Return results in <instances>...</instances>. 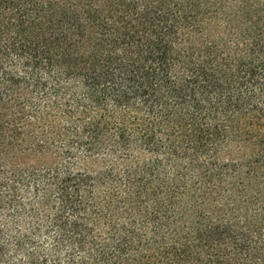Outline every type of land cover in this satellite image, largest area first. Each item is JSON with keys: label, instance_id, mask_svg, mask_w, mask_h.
<instances>
[{"label": "trees", "instance_id": "1", "mask_svg": "<svg viewBox=\"0 0 264 264\" xmlns=\"http://www.w3.org/2000/svg\"><path fill=\"white\" fill-rule=\"evenodd\" d=\"M0 264H264V0H0Z\"/></svg>", "mask_w": 264, "mask_h": 264}, {"label": "rangeland", "instance_id": "2", "mask_svg": "<svg viewBox=\"0 0 264 264\" xmlns=\"http://www.w3.org/2000/svg\"><path fill=\"white\" fill-rule=\"evenodd\" d=\"M220 27V26H219Z\"/></svg>", "mask_w": 264, "mask_h": 264}]
</instances>
